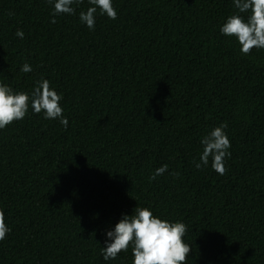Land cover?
Returning a JSON list of instances; mask_svg holds the SVG:
<instances>
[{
	"label": "trees",
	"instance_id": "1",
	"mask_svg": "<svg viewBox=\"0 0 264 264\" xmlns=\"http://www.w3.org/2000/svg\"><path fill=\"white\" fill-rule=\"evenodd\" d=\"M112 3L93 31L88 0L56 23L47 0H0V82L49 80L68 120L29 106L0 129V264H132L131 247L108 261L101 247L137 206L187 225L188 264H264V49L220 32L233 0ZM223 122L227 173L197 169Z\"/></svg>",
	"mask_w": 264,
	"mask_h": 264
},
{
	"label": "clouds",
	"instance_id": "2",
	"mask_svg": "<svg viewBox=\"0 0 264 264\" xmlns=\"http://www.w3.org/2000/svg\"><path fill=\"white\" fill-rule=\"evenodd\" d=\"M53 5L51 23H56L55 17L62 14L75 15L76 8L84 0H47ZM90 7L79 13L81 23L90 30H95L96 14L107 15L109 19H116L117 12L112 0H88ZM238 10L229 15L221 26L220 32L228 37H236L240 52L251 54L252 50L264 49V0H233ZM247 14V16L241 14ZM16 36L23 39L22 29L16 31ZM29 73L33 69L25 62L21 69ZM62 96L55 91L49 80L41 77L35 84L31 94L25 91H14L12 87L0 82V129L12 123L23 120L31 106L35 114L44 113L45 119H59L67 128L68 120L63 115L60 105ZM227 122L213 128L201 140L203 151L195 167L200 169L209 164L219 175H225V159L231 157V142L225 129ZM168 165L157 168L149 177L150 181L168 171ZM169 175L179 177V172ZM10 229L6 223L5 213L0 209V241L6 239ZM187 225L183 222H170L153 214L148 207L137 206L132 215H123L115 225L114 230L107 231L106 247H101V254L105 261L115 260L121 252L132 249V264H188V256L192 251L190 244L185 243Z\"/></svg>",
	"mask_w": 264,
	"mask_h": 264
}]
</instances>
